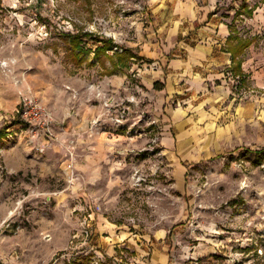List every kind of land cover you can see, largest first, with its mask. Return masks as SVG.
I'll list each match as a JSON object with an SVG mask.
<instances>
[{
	"label": "rangeland",
	"instance_id": "374dc122",
	"mask_svg": "<svg viewBox=\"0 0 264 264\" xmlns=\"http://www.w3.org/2000/svg\"><path fill=\"white\" fill-rule=\"evenodd\" d=\"M187 1L0 0V264H153L164 254L170 264H264V0H247L251 17L236 15L240 0H220L252 43L242 75L200 71L189 115L153 87L169 57L159 56L170 25L159 31L157 3L178 18ZM78 30L111 44L72 50L64 35ZM29 93L51 114L47 128L18 112ZM169 128L179 144L168 147ZM93 213L134 240L108 255Z\"/></svg>",
	"mask_w": 264,
	"mask_h": 264
},
{
	"label": "crops",
	"instance_id": "0c3cea01",
	"mask_svg": "<svg viewBox=\"0 0 264 264\" xmlns=\"http://www.w3.org/2000/svg\"><path fill=\"white\" fill-rule=\"evenodd\" d=\"M219 2L220 0H189L186 5L177 8L178 18L168 9L159 13L163 9V5L157 3V18L164 17V24L159 31L163 27L166 28L168 24L170 25L163 40L164 49L161 50L159 56L168 55L169 57L164 65L166 74L161 76L157 73L158 77L153 80V87L165 94L163 104H169L171 99V101L179 100L184 104L182 109H186L187 115L191 113L193 105L191 101L196 96H192L190 91L200 92L202 90V84L199 86L201 89H198L195 84L198 77L202 79L200 71L203 73L206 69L214 77L219 75L222 70L229 68L230 73L233 74L232 55L227 49L230 24L227 23L225 16L218 12ZM144 54L149 61L154 60L153 64H159L160 69H164V67L162 68L163 58L152 57L151 53L146 51ZM191 77H194L193 81H191ZM177 113H179L178 107L173 109V114ZM180 125L181 123H173L170 127L174 131L178 128V131L181 132ZM171 128L165 130L167 134L164 137V142L168 147L175 142L179 144L177 132H172ZM92 215L94 218L93 228L98 243L96 247L106 246L108 255L117 251V248L121 246L120 243L134 240L135 235L126 226L111 222L103 213H93ZM173 230L174 228L169 231L167 238L174 236ZM98 252L102 254L100 251ZM151 263L170 264L169 255L164 254L161 258L157 256V260H152Z\"/></svg>",
	"mask_w": 264,
	"mask_h": 264
},
{
	"label": "trees",
	"instance_id": "16d2710c",
	"mask_svg": "<svg viewBox=\"0 0 264 264\" xmlns=\"http://www.w3.org/2000/svg\"><path fill=\"white\" fill-rule=\"evenodd\" d=\"M234 0L231 2V6H233ZM257 8V5L248 6L247 0H240V3L238 5V8L236 9V15H242L244 13H247L249 17H251L254 13V10ZM230 35L227 39V49L232 55V72L234 75H242V60L240 59V56L244 53V51L251 45L250 39H242L238 36L236 29L230 23ZM67 40H69L71 49L72 50H78L82 48L86 43L88 39H92L94 43L97 44L95 52L98 54L101 51H107L108 44H111V40L105 39L103 36L99 37L98 35H93L92 32L78 30L77 32L73 33H67L64 35ZM102 44V45H98ZM122 52H124L129 58L136 59L139 57L137 53H132V50L129 48H122ZM81 53V51H79ZM7 129L5 127L4 129L0 130V139L4 137L5 133L3 130ZM256 153H259V151H255ZM260 154V153H259Z\"/></svg>",
	"mask_w": 264,
	"mask_h": 264
},
{
	"label": "built area",
	"instance_id": "2783aa9c",
	"mask_svg": "<svg viewBox=\"0 0 264 264\" xmlns=\"http://www.w3.org/2000/svg\"><path fill=\"white\" fill-rule=\"evenodd\" d=\"M126 83L127 85H129L128 80L126 81ZM125 88L127 87L125 86ZM18 112L22 115L24 121L32 126L47 128L52 122L51 114L48 113L44 106L30 93L22 96ZM114 120L116 122H123L124 120H126L124 111L116 114ZM37 150L43 151L44 148L37 147ZM66 167L68 169H72L73 163H67Z\"/></svg>",
	"mask_w": 264,
	"mask_h": 264
}]
</instances>
